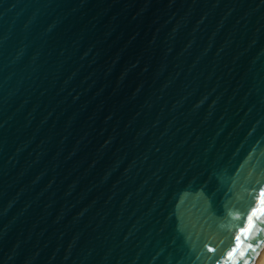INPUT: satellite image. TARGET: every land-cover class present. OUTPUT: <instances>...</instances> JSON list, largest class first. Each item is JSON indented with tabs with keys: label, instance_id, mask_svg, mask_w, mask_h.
Returning <instances> with one entry per match:
<instances>
[{
	"label": "water",
	"instance_id": "95a60500",
	"mask_svg": "<svg viewBox=\"0 0 264 264\" xmlns=\"http://www.w3.org/2000/svg\"><path fill=\"white\" fill-rule=\"evenodd\" d=\"M263 242L264 0H0V264Z\"/></svg>",
	"mask_w": 264,
	"mask_h": 264
},
{
	"label": "bare ground",
	"instance_id": "6f19581e",
	"mask_svg": "<svg viewBox=\"0 0 264 264\" xmlns=\"http://www.w3.org/2000/svg\"><path fill=\"white\" fill-rule=\"evenodd\" d=\"M251 264H264V242Z\"/></svg>",
	"mask_w": 264,
	"mask_h": 264
}]
</instances>
